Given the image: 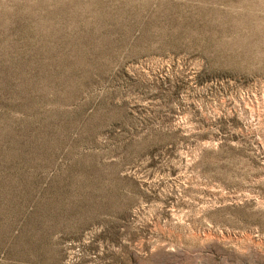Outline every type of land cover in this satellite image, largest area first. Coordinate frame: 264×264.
<instances>
[{
  "label": "rangeland",
  "instance_id": "obj_1",
  "mask_svg": "<svg viewBox=\"0 0 264 264\" xmlns=\"http://www.w3.org/2000/svg\"><path fill=\"white\" fill-rule=\"evenodd\" d=\"M0 264H264V0H0Z\"/></svg>",
  "mask_w": 264,
  "mask_h": 264
}]
</instances>
